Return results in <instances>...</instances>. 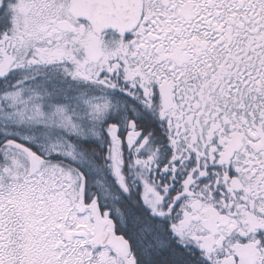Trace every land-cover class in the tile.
Instances as JSON below:
<instances>
[{"label":"snow or ice","instance_id":"1","mask_svg":"<svg viewBox=\"0 0 264 264\" xmlns=\"http://www.w3.org/2000/svg\"><path fill=\"white\" fill-rule=\"evenodd\" d=\"M0 264H264V0H0Z\"/></svg>","mask_w":264,"mask_h":264}]
</instances>
